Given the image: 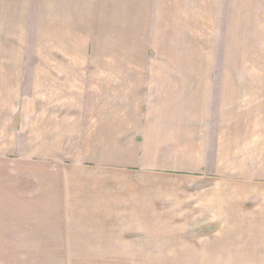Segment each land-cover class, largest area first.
<instances>
[{
  "label": "crops",
  "instance_id": "crops-1",
  "mask_svg": "<svg viewBox=\"0 0 264 264\" xmlns=\"http://www.w3.org/2000/svg\"><path fill=\"white\" fill-rule=\"evenodd\" d=\"M7 230L41 253H261L264 0H0Z\"/></svg>",
  "mask_w": 264,
  "mask_h": 264
},
{
  "label": "rangeland",
  "instance_id": "rangeland-1",
  "mask_svg": "<svg viewBox=\"0 0 264 264\" xmlns=\"http://www.w3.org/2000/svg\"><path fill=\"white\" fill-rule=\"evenodd\" d=\"M252 208L253 205L251 204V210ZM17 233V230L0 231V264H227L228 257L231 255H226L225 252H223L222 257L217 252L211 254L209 248L208 251L197 254L189 253L185 250L187 245L183 248V246H179L180 240L178 238L171 237L156 238V242L159 243L154 245L153 252L149 253L144 252L145 247L135 248L132 246L125 248L134 251L140 249L142 252L103 254L41 253L38 251L49 250L50 248L33 245L32 238L19 239L16 236H10ZM235 240L236 242L243 241L242 239ZM26 242H30V244H26ZM240 246L234 245L233 249ZM218 248L221 249L220 246ZM259 249L261 251L259 254L250 250V253L236 255L234 257L236 263L230 264H264V246ZM212 257L213 260H211Z\"/></svg>",
  "mask_w": 264,
  "mask_h": 264
}]
</instances>
